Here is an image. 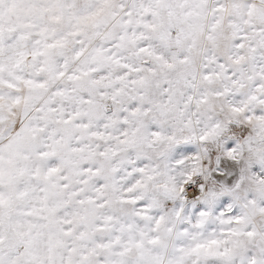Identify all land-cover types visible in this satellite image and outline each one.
Wrapping results in <instances>:
<instances>
[{
  "label": "snow or ice",
  "instance_id": "obj_1",
  "mask_svg": "<svg viewBox=\"0 0 264 264\" xmlns=\"http://www.w3.org/2000/svg\"><path fill=\"white\" fill-rule=\"evenodd\" d=\"M0 264H264V0H0Z\"/></svg>",
  "mask_w": 264,
  "mask_h": 264
}]
</instances>
